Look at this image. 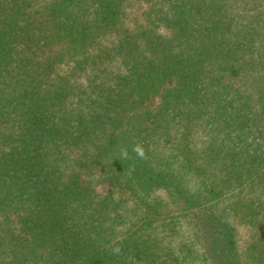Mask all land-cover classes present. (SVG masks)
<instances>
[{
  "label": "trees",
  "instance_id": "16d2710c",
  "mask_svg": "<svg viewBox=\"0 0 264 264\" xmlns=\"http://www.w3.org/2000/svg\"><path fill=\"white\" fill-rule=\"evenodd\" d=\"M0 264H264V0H0Z\"/></svg>",
  "mask_w": 264,
  "mask_h": 264
},
{
  "label": "clouds",
  "instance_id": "9594fccd",
  "mask_svg": "<svg viewBox=\"0 0 264 264\" xmlns=\"http://www.w3.org/2000/svg\"><path fill=\"white\" fill-rule=\"evenodd\" d=\"M132 151L139 157V158H143L144 157V151L142 146L140 145H135L133 146ZM124 155L127 156V150H124Z\"/></svg>",
  "mask_w": 264,
  "mask_h": 264
}]
</instances>
